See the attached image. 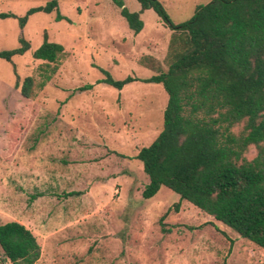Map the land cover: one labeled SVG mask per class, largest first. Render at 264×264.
Segmentation results:
<instances>
[{
  "label": "rangeland",
  "instance_id": "374dc122",
  "mask_svg": "<svg viewBox=\"0 0 264 264\" xmlns=\"http://www.w3.org/2000/svg\"><path fill=\"white\" fill-rule=\"evenodd\" d=\"M47 1L0 0V12L14 15L0 18V51L30 43L11 61L0 57V223L33 232L35 264H264L263 248L167 187L141 195L148 176L136 155L162 130L167 103L161 83L142 79L167 69L171 29L148 8L134 33L114 0H59L64 18L38 11L20 27ZM159 1L181 23L210 0ZM44 31L64 47L48 80L54 64L32 56ZM12 64L20 79L34 77V97L14 86ZM101 69L137 79L116 89L98 83ZM0 264H11L1 249Z\"/></svg>",
  "mask_w": 264,
  "mask_h": 264
},
{
  "label": "trees",
  "instance_id": "16d2710c",
  "mask_svg": "<svg viewBox=\"0 0 264 264\" xmlns=\"http://www.w3.org/2000/svg\"><path fill=\"white\" fill-rule=\"evenodd\" d=\"M114 1L134 33L143 28L140 15L148 8L172 31L167 69L142 79L161 83L167 93L162 130L136 155L148 176L142 197L150 198L165 186L264 249V0H210L196 5L181 23L170 19L159 0H137L138 11H130L123 0ZM38 11H55L56 19L64 18L59 0H49L29 8L19 18L20 27ZM10 16L0 12V18ZM29 47L21 38L18 47L0 51V57L11 61ZM63 51L44 31L32 56L54 64L46 80ZM12 67L14 86L24 98L34 97V77L20 79ZM101 71L104 77L98 83L116 89L137 79H115ZM43 85L44 80L38 83ZM250 147L255 153L249 158ZM0 249L11 264H35L41 251L33 232L15 220L0 223Z\"/></svg>",
  "mask_w": 264,
  "mask_h": 264
}]
</instances>
